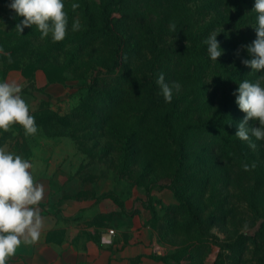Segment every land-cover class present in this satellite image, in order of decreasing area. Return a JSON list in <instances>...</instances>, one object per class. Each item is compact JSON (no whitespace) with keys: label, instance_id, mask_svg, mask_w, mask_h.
Returning <instances> with one entry per match:
<instances>
[{"label":"rangeland","instance_id":"1","mask_svg":"<svg viewBox=\"0 0 264 264\" xmlns=\"http://www.w3.org/2000/svg\"><path fill=\"white\" fill-rule=\"evenodd\" d=\"M10 3L0 0V82L12 79L22 86L21 96L35 117L38 132L26 136L21 125H12L7 132L0 130V147L24 159L34 152L45 155L47 211L60 216L62 228L55 236H60L67 250L77 243V264H110L115 246L128 249L134 244L142 245L145 253L167 256L166 262L158 260V264H202V252L197 249L202 247L209 250L203 264H213L223 251L220 246L232 244L241 233L248 239L234 251H223V264H259L264 242L255 245L252 237L264 223V141L252 137L257 147H249L244 160L255 163L249 171H244L243 164L218 163L204 156L210 145L199 147L191 138L184 150L189 156H182L185 162L179 165L173 147L159 149L165 144L164 126L153 122L145 111L147 97L152 102L156 97L164 101L160 89L155 93L161 72L169 85H180L178 91L173 89L174 100L191 87L183 82L188 58L165 56L152 68L140 60L143 52L137 53V61L133 55L122 64L111 57L106 44L92 40L83 46L84 40H79L83 21L70 17L75 0H64L68 13L64 40L71 42H54L51 35L41 39L35 26L20 34L15 26L23 17L9 8ZM196 5L178 8L176 15L192 24L194 13L200 14V20L206 15L199 25L214 22L222 49L219 59L235 60L229 42L236 39L239 48L246 50L241 46L248 45L253 24L246 22L241 28L244 19L239 20L228 7L217 14ZM113 16L120 18L118 13ZM76 20L81 27L73 31ZM167 41L182 45L173 38ZM139 85L154 93L141 95L135 89ZM95 89L103 100L87 103L85 99H92ZM83 105L88 112L85 117L79 112ZM185 107L180 105L181 113ZM171 125L181 134L186 122ZM173 185L184 195L187 209L176 200ZM177 255L185 259L178 263Z\"/></svg>","mask_w":264,"mask_h":264},{"label":"trees","instance_id":"2","mask_svg":"<svg viewBox=\"0 0 264 264\" xmlns=\"http://www.w3.org/2000/svg\"><path fill=\"white\" fill-rule=\"evenodd\" d=\"M75 2L79 7L70 12V17L78 16L83 21V30L79 33V40H84L83 46L97 41L102 45L106 44L110 48L111 57L122 64L131 61L133 55L137 61V53L143 52L144 57L140 60L142 59L145 65H150L152 68L161 63L165 56L188 58L186 79H183V82L186 86L191 87H187L183 94L178 95V99L172 98L171 103L160 100V97H156L152 102L151 98L147 97L149 99L148 109H145L147 115L153 117V122L157 125L164 126L161 132L165 136L163 138L165 144L162 143V146H159L160 150L173 147L177 153L176 156H178L177 162L182 165L185 161L181 157L189 156L188 151L184 152V150L190 147L187 139L191 138L199 147L210 145V150L208 149L204 156H212L218 163L234 161L239 166L244 164V160L248 157L249 146L245 141L239 140L235 134L245 113L240 111L236 104V95L233 93L238 94V83L245 79L255 82L264 73L254 72L241 62L243 59L251 57L247 50L239 48L236 39L229 42L230 53L237 57L235 60L229 63L219 58L217 61L211 60L207 53V45L203 41L214 32L212 26L214 22L200 26L199 23L206 15H203L200 20V14L194 13L191 20L196 19V21L192 24L176 14L178 8L186 10L189 6H195L196 2V6L200 8L202 5L207 13L210 11L221 14L222 9L228 7V10H234L239 20L244 19V23H240L241 28L245 26L246 22L253 24L254 27L257 16L253 11L255 0H75ZM198 3L201 5L198 6ZM92 5L93 7H91ZM114 13H118L120 18L113 16ZM159 16H162V19L155 21L154 18ZM229 22L227 21V24ZM173 23L176 25L175 32L171 30ZM223 32L225 33V30ZM217 34L219 41V33ZM172 38L175 39L174 43L180 42L182 45L172 46L171 43H167V39ZM255 38L256 33L253 29L247 39L248 44H251ZM91 41L92 43H90ZM68 42L71 41H63V43ZM138 74V79L141 80L140 73ZM142 79L144 81L145 77ZM261 83L264 85V81ZM102 86L107 87L108 85L103 84ZM135 89L139 92L142 91L141 95L145 96L154 93V91H148V86L139 85ZM159 89L157 85L155 93ZM92 93L95 96L92 99L87 97L85 99L87 103L103 100L100 91L95 89ZM184 104L187 107L181 113L179 108ZM85 109L84 105L81 109L79 108V112H83L80 114L81 117L88 115ZM154 109H156V113ZM196 114L197 117H194ZM167 120H170V123L166 127ZM181 120L186 122V126L180 134L179 131H174L171 124ZM196 120L198 123L195 122ZM249 126L259 125L256 121H249ZM167 141L171 144H166ZM185 158L187 159V157ZM171 187L179 205H183V209L184 207L187 209L184 195L180 189L175 185ZM248 237L247 234L241 233L237 235L232 244L220 246L221 250L231 249L234 251ZM252 240L255 245L259 241L264 242V223L260 225ZM201 248L197 247L199 252H202V260H200L203 264V257L209 253V250ZM223 251L217 254L213 264H223ZM183 259L185 257L177 255L175 261L181 263ZM157 260L166 262L167 256H158ZM259 264H264V255L262 259H259Z\"/></svg>","mask_w":264,"mask_h":264},{"label":"clouds","instance_id":"3","mask_svg":"<svg viewBox=\"0 0 264 264\" xmlns=\"http://www.w3.org/2000/svg\"><path fill=\"white\" fill-rule=\"evenodd\" d=\"M71 7L75 10L79 5L73 3ZM9 8L17 16L23 17L15 26L18 33L21 34L26 27L35 26L41 33V39L51 35L54 42H61L66 38L68 13L64 0H11ZM253 11L257 14L253 27L256 38L251 44L241 46L251 57L241 62L254 72L264 73V0H255ZM80 27L78 20L73 22V31H78ZM171 30L176 31L174 23ZM217 35L213 32L203 41L213 61L222 55ZM261 81H264V75L255 82L245 79L238 83V94L233 93L240 111L245 113L235 136L241 141H247L253 150L257 146L252 142V137L264 141V85ZM156 83L165 102L171 103L173 89L178 91L180 85H169L163 72L158 75ZM21 92L22 86L16 81L0 82V130L7 132L10 126L19 124L26 136H32L38 132V126ZM249 121H256L259 126H249ZM242 167L244 171H249L255 168V163H244ZM32 168L29 160L0 147V264H6L22 244L33 245L40 240L44 218L40 214L39 205L44 199L45 188L35 180Z\"/></svg>","mask_w":264,"mask_h":264},{"label":"crops","instance_id":"4","mask_svg":"<svg viewBox=\"0 0 264 264\" xmlns=\"http://www.w3.org/2000/svg\"><path fill=\"white\" fill-rule=\"evenodd\" d=\"M6 81L11 82L13 80L7 79ZM34 153L33 155H28L26 159L33 165L32 174L35 180L43 184L45 188L44 199L39 205L40 214L44 218V227L37 243L33 245L22 244L15 255L8 260L13 261L10 264H77L79 253L77 251V243H73V246L70 245L69 253H67V246L63 245L61 240L57 238L60 236H55V234H60L62 222L59 215L47 211L45 155L41 152ZM103 238L105 239L104 235ZM113 249L115 255H113L110 264H124L126 261L138 264L143 260L158 264L157 257L163 256L145 253L146 250L140 244L129 246L128 249L117 245Z\"/></svg>","mask_w":264,"mask_h":264},{"label":"built area","instance_id":"5","mask_svg":"<svg viewBox=\"0 0 264 264\" xmlns=\"http://www.w3.org/2000/svg\"><path fill=\"white\" fill-rule=\"evenodd\" d=\"M110 233H112V231H110Z\"/></svg>","mask_w":264,"mask_h":264}]
</instances>
